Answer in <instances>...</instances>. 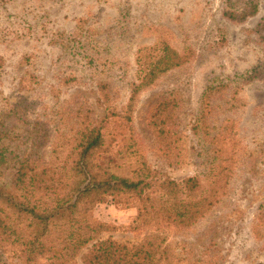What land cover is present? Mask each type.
I'll return each mask as SVG.
<instances>
[{
  "label": "rangeland",
  "instance_id": "obj_1",
  "mask_svg": "<svg viewBox=\"0 0 264 264\" xmlns=\"http://www.w3.org/2000/svg\"><path fill=\"white\" fill-rule=\"evenodd\" d=\"M255 2V16L234 22L226 13L248 0H0V111L25 103L29 119L47 123L55 140L76 116L106 117L100 83L110 85L111 106L125 110L140 49L166 41L192 51L185 66L138 98L137 147L161 179L197 176L203 166L192 126L200 100L207 88L226 85L214 100L211 127L218 132L227 120L239 162L210 217L188 232L168 234L172 264H264V246L252 234L264 204V0ZM168 100L176 107L174 159L160 150L149 124L154 108ZM118 141L126 150L128 141ZM50 152L48 144L44 161ZM138 214L134 200L97 206L94 221L118 228L99 239L138 243L143 234L129 230Z\"/></svg>",
  "mask_w": 264,
  "mask_h": 264
},
{
  "label": "trees",
  "instance_id": "obj_2",
  "mask_svg": "<svg viewBox=\"0 0 264 264\" xmlns=\"http://www.w3.org/2000/svg\"><path fill=\"white\" fill-rule=\"evenodd\" d=\"M258 11V3L248 0L226 14L243 22ZM189 54L166 41L140 49L125 110L118 113L111 106L110 85L100 83L106 117L98 122L91 115L76 116L74 126L68 124L70 129L55 140L47 123L29 119L25 103L0 111V264H79V259L83 264H172L168 234L188 232L210 217L227 196L239 162L227 120L218 132L211 127L214 100L226 85L207 88L200 100L192 126L203 166L197 176L161 179L137 147L133 111L138 98L185 66ZM175 110L173 102L164 101L149 123L169 159L177 157L170 123ZM120 138L128 141L126 150L117 143ZM48 144L50 158L44 161L41 154ZM120 199L139 203L138 218L129 229L143 234L138 243L99 239L118 228L95 222L96 207ZM252 234L264 246V204L258 207Z\"/></svg>",
  "mask_w": 264,
  "mask_h": 264
}]
</instances>
